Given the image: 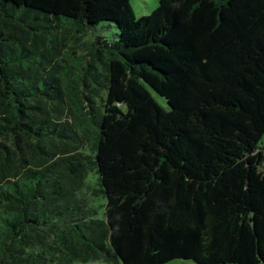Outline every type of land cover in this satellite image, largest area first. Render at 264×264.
<instances>
[{
    "label": "trees",
    "instance_id": "obj_1",
    "mask_svg": "<svg viewBox=\"0 0 264 264\" xmlns=\"http://www.w3.org/2000/svg\"><path fill=\"white\" fill-rule=\"evenodd\" d=\"M263 137L264 0H0V264H264Z\"/></svg>",
    "mask_w": 264,
    "mask_h": 264
},
{
    "label": "rangeland",
    "instance_id": "obj_2",
    "mask_svg": "<svg viewBox=\"0 0 264 264\" xmlns=\"http://www.w3.org/2000/svg\"><path fill=\"white\" fill-rule=\"evenodd\" d=\"M158 3H159V0H129L130 7L136 19L140 17L149 16L151 12L155 8H157ZM92 35L102 36L108 42H112V41L117 40L118 32L114 26H110L109 24L104 22V23H100L97 27H95V29L92 30ZM66 44L71 45V48L69 49L75 52L76 55L85 54V48H84L83 43L81 42V39L73 41V39L69 38ZM66 57H69V55ZM70 57L74 58V56H70ZM261 146L264 147V137L262 138ZM166 264H195V263L190 260H175V261H171Z\"/></svg>",
    "mask_w": 264,
    "mask_h": 264
}]
</instances>
